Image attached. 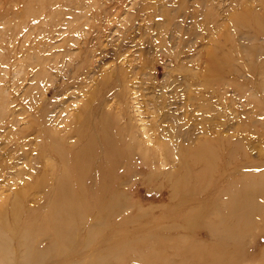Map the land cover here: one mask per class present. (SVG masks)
Returning a JSON list of instances; mask_svg holds the SVG:
<instances>
[{"label": "rangeland", "instance_id": "rangeland-1", "mask_svg": "<svg viewBox=\"0 0 264 264\" xmlns=\"http://www.w3.org/2000/svg\"><path fill=\"white\" fill-rule=\"evenodd\" d=\"M104 118L70 245L58 171ZM219 222L222 264H264V0H0V264L25 234L30 264H189Z\"/></svg>", "mask_w": 264, "mask_h": 264}, {"label": "bare ground", "instance_id": "bare-ground-1", "mask_svg": "<svg viewBox=\"0 0 264 264\" xmlns=\"http://www.w3.org/2000/svg\"><path fill=\"white\" fill-rule=\"evenodd\" d=\"M87 132H89L88 139L84 140V138H82V142L84 143L81 142V144H79L77 150H75L74 156L71 157L73 163V173L71 172L70 174L66 169L58 171V173H61L58 178V182H60L61 180L62 181L61 186L59 188H57L56 186V192H54V195L63 199L64 202L62 207L58 206L53 212L52 225L54 226V229L52 235L55 240H66L70 243V245L74 240L73 234L69 231L72 230V228H66L65 224L67 220L74 216L75 211L80 214L83 208L88 209V207H90L89 200L92 199V195L89 192V182L92 180H96L99 182L98 196L96 198L97 202H104L108 196L106 195L105 191L108 175L104 174V170L102 168L96 169L94 167L95 164H93L92 160H90V154L93 152V150L97 147L98 144H100L99 149H101L103 152L107 151L108 155H116L118 153V147L115 141H113V137H111L109 122L107 118L100 119L98 124L96 126L93 125L92 127L88 128ZM78 134L83 137L84 131L82 130L81 132H78ZM72 179H75V181H77V188L75 190H73L74 185L72 184ZM247 191H253L255 193L256 187H247ZM72 195L74 196V199L72 198ZM56 196L54 197L58 198ZM111 198L113 199V197ZM247 203L248 204L246 205L241 203L237 204V207L240 210L241 217L244 215V213H250L253 209V202L251 200H247ZM57 204L60 205L59 201ZM59 208L60 211H58ZM18 211V207L12 209V225L14 226V229L19 228V220H17L18 218L15 217L17 216ZM34 221L38 223V225H36L35 227L41 226L42 223L40 224V221L37 220V218L34 219L33 222ZM213 229L214 239L212 240L214 244L216 242L215 248L212 251L214 253L208 252L210 250L207 248H198L196 252H191L190 249L185 248L183 252L189 260V264H222L224 256L228 254L229 248L232 247V242H234V238L230 236V234L227 232L226 225L224 223L219 222V224L214 226ZM28 238V234H25L23 264L33 263L38 258L37 255L31 254V247L36 246V244L28 243ZM219 238H225L226 241L229 242L228 245L226 247H223L224 244L219 241ZM9 251V249H4L6 257L4 258V260L1 258L5 264L6 262H11ZM34 251L36 252L37 248H34ZM153 263L156 264L155 262Z\"/></svg>", "mask_w": 264, "mask_h": 264}]
</instances>
